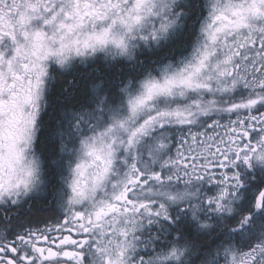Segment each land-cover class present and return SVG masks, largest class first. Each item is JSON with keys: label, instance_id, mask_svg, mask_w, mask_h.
Listing matches in <instances>:
<instances>
[{"label": "snow or ice", "instance_id": "6c2138e0", "mask_svg": "<svg viewBox=\"0 0 264 264\" xmlns=\"http://www.w3.org/2000/svg\"><path fill=\"white\" fill-rule=\"evenodd\" d=\"M0 264H264V0H0Z\"/></svg>", "mask_w": 264, "mask_h": 264}, {"label": "trees", "instance_id": "16d2710c", "mask_svg": "<svg viewBox=\"0 0 264 264\" xmlns=\"http://www.w3.org/2000/svg\"><path fill=\"white\" fill-rule=\"evenodd\" d=\"M80 86H81V88H83V87H84L83 83H81ZM59 87H60V85L57 84V85H56V89H55V94H56V95L59 94ZM41 141H42L41 148L43 149V148H45L46 145H47V140L42 136V137H41ZM48 199H49V201H50V197H49ZM37 207L40 208L39 212H41L42 210H44L43 207H42V205L37 206Z\"/></svg>", "mask_w": 264, "mask_h": 264}, {"label": "clouds", "instance_id": "9594fccd", "mask_svg": "<svg viewBox=\"0 0 264 264\" xmlns=\"http://www.w3.org/2000/svg\"><path fill=\"white\" fill-rule=\"evenodd\" d=\"M187 2H189V0H176L177 4L187 3ZM202 3H204V0H197V7H199ZM56 67L59 68L60 66L57 64Z\"/></svg>", "mask_w": 264, "mask_h": 264}, {"label": "flooded vegetation", "instance_id": "af4514ba", "mask_svg": "<svg viewBox=\"0 0 264 264\" xmlns=\"http://www.w3.org/2000/svg\"><path fill=\"white\" fill-rule=\"evenodd\" d=\"M50 201H51V197H50ZM44 209V208H43ZM42 219L46 218L47 216L50 215V213L47 211V209L42 210L41 212L38 211L37 213Z\"/></svg>", "mask_w": 264, "mask_h": 264}]
</instances>
